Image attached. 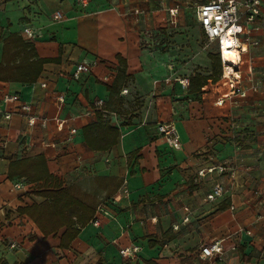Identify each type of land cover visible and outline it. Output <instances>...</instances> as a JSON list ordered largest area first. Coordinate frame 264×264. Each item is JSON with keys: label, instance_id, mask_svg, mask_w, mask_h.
<instances>
[{"label": "crops", "instance_id": "0c3cea01", "mask_svg": "<svg viewBox=\"0 0 264 264\" xmlns=\"http://www.w3.org/2000/svg\"><path fill=\"white\" fill-rule=\"evenodd\" d=\"M82 1L0 0V63L13 35L38 58L57 60L32 84L0 81V110L25 104L36 117L33 127L19 113L0 120V264H264V94L228 96L221 75L193 93L173 81L211 73L205 50L214 45L218 56L216 46L186 13L210 0ZM55 12L61 22L52 21ZM25 27L36 31L35 40L24 37ZM247 28L259 45L242 55L243 88L250 71L258 84L264 80V3ZM117 56L132 81L115 96L109 87ZM77 65L89 71L75 79ZM13 94L18 104L2 102ZM97 111L118 132L111 147L86 142L84 129ZM168 123L179 135L178 150L156 131ZM36 158L60 189L95 207L66 249L61 232L44 238L17 213L45 198L41 181L9 177L10 165ZM216 184L221 197L207 201ZM213 243L222 253L200 259L201 247ZM125 250L129 256L120 254Z\"/></svg>", "mask_w": 264, "mask_h": 264}, {"label": "trees", "instance_id": "16d2710c", "mask_svg": "<svg viewBox=\"0 0 264 264\" xmlns=\"http://www.w3.org/2000/svg\"><path fill=\"white\" fill-rule=\"evenodd\" d=\"M211 63V73L208 76L194 75L191 77L189 91L199 92L204 84L210 80L216 82L221 75L220 58L214 53H208ZM118 66L116 76L109 87L115 96L125 88L132 77L126 73L125 61L116 57ZM57 60L40 59L33 47L24 43L18 36H10L4 42L2 60L0 63V81L34 83L42 72L46 63ZM117 98V97H116ZM115 98V104L120 106L122 100ZM102 114L96 112V122L84 129L87 144L92 148H108L117 143L118 132L109 126L108 121L102 119ZM25 178L29 183L42 182L39 194L45 198L40 204H32L18 208L17 213L29 218L41 231L43 237L56 235L61 232L60 248L66 249L76 238L79 230L93 217L95 207L75 197L69 190L60 189L56 180L47 173L41 158L23 159L10 165L9 177Z\"/></svg>", "mask_w": 264, "mask_h": 264}, {"label": "built area", "instance_id": "2783aa9c", "mask_svg": "<svg viewBox=\"0 0 264 264\" xmlns=\"http://www.w3.org/2000/svg\"><path fill=\"white\" fill-rule=\"evenodd\" d=\"M88 0H83L82 3ZM264 0H210L207 3L196 7L195 17L199 22L202 31L208 41V43L215 44L218 56L221 62V79L227 88L229 89L228 96H238L241 99L247 98L248 93H263L264 94V80L258 84L253 77V73L250 71L246 76L248 86L243 88L240 86L242 80L239 72V65L242 61V55L247 53L249 47H257L258 41L250 38V30L247 25L253 23L257 17L261 14V9ZM135 14L138 11L134 12ZM171 14H175L176 11H170ZM53 22H61L63 15L60 12H55L52 15ZM23 35L28 41L35 40L37 34L36 31L30 27H25ZM236 50L235 63L228 64L224 59V51L229 49ZM89 69L85 65H77L73 77L78 79L82 73L88 72ZM172 77H168L165 82H169ZM173 81L176 82L183 89H188L190 81L186 77H174ZM127 91L123 90L121 94H126ZM4 104H18L19 96L16 94L5 95L2 99ZM223 100L219 99L216 105L221 106ZM102 101L94 103L95 108H101ZM15 111V110H13ZM4 112L0 110V120H10L13 113H19L25 115L27 118V125L33 127L36 123V117L31 114V109L28 105H19L18 110L15 112ZM45 121H42V124ZM157 133L163 136L168 146L174 150L180 149L179 135L173 124H161L156 128ZM76 131L73 129L70 131L71 135H74ZM214 169H208L207 171H200V176H204L205 172L211 173ZM217 170L220 173L225 171L224 167H218ZM126 183L124 182V185ZM20 184H16L15 188H21ZM122 193L126 195L128 193L126 186L123 187ZM223 188L220 184H216L210 193L206 196L207 201H214L221 197ZM94 226H98V220L92 221ZM13 247V246H12ZM232 250H236L232 248ZM136 251V249H134ZM222 248L219 243H213L207 246H203L200 249V259H213L215 255H220ZM123 256H129V251H120ZM243 264H254L251 261H246Z\"/></svg>", "mask_w": 264, "mask_h": 264}, {"label": "rangeland", "instance_id": "374dc122", "mask_svg": "<svg viewBox=\"0 0 264 264\" xmlns=\"http://www.w3.org/2000/svg\"><path fill=\"white\" fill-rule=\"evenodd\" d=\"M188 15H191L193 19L196 20V17H195V12L192 10V11H187L186 12ZM200 36H201V46H205L207 41L205 40V37L203 35V33L201 32L200 33ZM159 46V45H158ZM206 48V47H205ZM205 52H211V53H215V48H214V45H210L206 48Z\"/></svg>", "mask_w": 264, "mask_h": 264}, {"label": "bare ground", "instance_id": "6f19581e", "mask_svg": "<svg viewBox=\"0 0 264 264\" xmlns=\"http://www.w3.org/2000/svg\"><path fill=\"white\" fill-rule=\"evenodd\" d=\"M224 59L228 64L235 63V58H236V50L231 48L229 50L224 51Z\"/></svg>", "mask_w": 264, "mask_h": 264}]
</instances>
